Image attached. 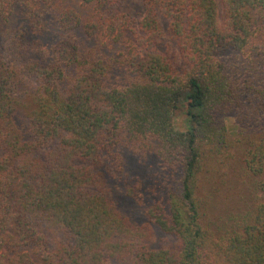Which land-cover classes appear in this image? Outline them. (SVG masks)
<instances>
[{
    "label": "trees",
    "instance_id": "16d2710c",
    "mask_svg": "<svg viewBox=\"0 0 264 264\" xmlns=\"http://www.w3.org/2000/svg\"><path fill=\"white\" fill-rule=\"evenodd\" d=\"M125 1L0 0V264H264V0Z\"/></svg>",
    "mask_w": 264,
    "mask_h": 264
},
{
    "label": "rangeland",
    "instance_id": "374dc122",
    "mask_svg": "<svg viewBox=\"0 0 264 264\" xmlns=\"http://www.w3.org/2000/svg\"><path fill=\"white\" fill-rule=\"evenodd\" d=\"M121 9L123 11H129L135 19H140L142 13V0H126ZM180 111L177 116L176 125L182 128L184 125V114ZM125 174L127 175L124 176L122 180L118 182L112 181L111 186L114 191V196L118 200L120 209L134 221L139 222V224H143L147 221L145 216L146 207L158 200L165 201L168 196L167 190L169 188L172 192L174 191L175 195L176 185L172 181H169L166 176L164 177V173H162L153 162L145 165H138L133 159H128ZM137 180L140 181L142 185H140V188L137 189V193L133 197H129L126 192L127 188L136 187ZM163 237H165V235L157 231V238L160 239Z\"/></svg>",
    "mask_w": 264,
    "mask_h": 264
}]
</instances>
